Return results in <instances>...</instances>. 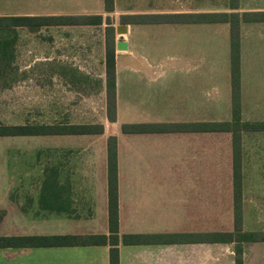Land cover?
<instances>
[{"label": "crops", "instance_id": "obj_1", "mask_svg": "<svg viewBox=\"0 0 264 264\" xmlns=\"http://www.w3.org/2000/svg\"><path fill=\"white\" fill-rule=\"evenodd\" d=\"M149 2L150 0H114L113 10L109 11L106 9L105 0H4V3L10 6V8L6 6L7 11L3 16H0L5 18L69 21L75 18L99 16L103 19V24L98 26H76L68 23L66 25L46 24L35 28H18L14 38L3 42L7 67H18L16 61L19 44L33 42L36 48L34 63L36 84L42 92L44 89L51 88L53 115L69 116L75 109L77 94L83 98L99 94L105 100L107 115V30L113 27L116 32V27L126 25L122 23L125 17L155 15L148 9ZM176 14L198 15V13ZM108 19L111 21L110 25L107 22ZM153 26L155 25L132 24L131 27L128 26V34L125 35V38H120L117 34V38L114 36L116 115L120 116L123 113L121 109L125 97L131 100L133 115H153L155 111L153 112L150 101L155 99L154 93H161L164 106L163 114L185 117L186 120H165L163 123L150 121L126 123L181 125L180 132L124 135L121 133V127L125 125L123 124L118 135L109 136V138H117V236L119 245L116 248L119 264H203V243L196 241L195 243L173 244L171 236L188 234L197 236L203 233L205 178L211 180L214 178L213 172L210 171L206 172L205 176V160L214 162L224 159V161H231L233 164V147L229 135L205 134L202 127L205 123L202 119L205 108V91L213 92L214 98L218 101L221 98L220 94H223L227 101V113L231 118L217 121V123L232 120L230 27L223 25L225 26L226 40L221 49L222 57H219L220 51L215 44H212L205 52L204 24H165L162 30L164 38L162 41L160 40L164 48L161 64L158 60L157 50H155L157 41L153 38L157 29ZM211 26H220V24ZM254 26L264 27V22L242 23L240 27L242 117L244 116L247 90L258 83L260 95L264 94V60L259 58L255 64V67L259 69V80L251 81L253 77L248 75L247 69L245 32L246 29L256 28ZM121 41L127 43L126 51L116 50V44ZM262 43H264V36ZM259 56L261 57L260 54ZM161 66L163 71H156ZM93 69H101L100 74L97 76ZM261 100L263 103L260 108L264 109V96H261ZM260 123H264V120H261ZM47 125L74 124L58 122ZM259 135L264 137V131L259 132ZM206 136H222L224 140L219 138L205 140ZM121 137L123 139H142L150 147L152 144L157 145L161 142L165 148L179 146L182 150L180 163L172 164L165 172L124 173L122 172L123 145ZM52 138L63 141L57 150L56 163L52 165L50 171L42 173L35 200L36 208L32 207L30 203L27 204V207L19 205L16 193L10 194L6 201L7 204L4 206V223H13L14 212L24 213L34 209L37 215L50 218V220L44 219L45 222L34 221L43 223L42 228L48 229V232L26 233V230H23L24 227H20L15 228L14 232L10 230V233H5V235L8 237L104 235L110 238L112 234L109 224L108 141L106 140L104 143L103 163L98 172L75 173L70 168V161L74 155L73 147L76 136H55ZM63 146H67L64 153L61 151ZM241 149V158L244 163L243 140H241ZM130 180L137 182L127 183ZM177 190L182 196L179 211L182 212L183 218L176 228L171 230L170 219H167V223L165 219L170 218L172 195ZM127 192L134 195L135 201L127 199L128 202L125 199ZM155 197H162V203L156 205L154 202L157 198ZM149 212H163L164 215L161 216V218L164 217L163 221H158V216L150 215ZM20 222L22 226L24 219ZM7 227L5 224V231ZM136 235L162 238L158 239V244H124L125 236ZM195 240L197 239L195 238ZM111 248L112 246L108 244L105 246L9 249L6 251L9 253V259L24 255L31 256L34 250L48 249L51 252L44 256L51 257V264H110ZM200 248L201 250L198 251ZM33 263L35 262L33 261Z\"/></svg>", "mask_w": 264, "mask_h": 264}, {"label": "rangeland", "instance_id": "obj_2", "mask_svg": "<svg viewBox=\"0 0 264 264\" xmlns=\"http://www.w3.org/2000/svg\"><path fill=\"white\" fill-rule=\"evenodd\" d=\"M234 3L238 6L237 10L232 9ZM6 6L10 8L9 5L4 3V0H0V16H3L4 12L7 11ZM12 6L14 7V5ZM145 6L147 7V5ZM148 6V9L155 15L176 13H239L242 15L246 12L264 11V0H235V2L233 0H150ZM140 7L142 6L140 5ZM137 21L135 19L123 20L129 27ZM108 22L111 23L110 20ZM223 25L228 26V24L204 26L205 52L212 44H215L220 51L219 57H222L221 49L226 40V31ZM153 27L157 29L153 35V38L157 41L155 50H157L158 60L162 64L164 48L161 41L164 38L162 30L165 26L155 25ZM254 27L256 28L246 29L245 32L247 69L248 75L253 77L251 81H254V79L259 80L260 73L255 64L259 61V58L264 60V43H262L264 27ZM114 36L118 37L115 31ZM2 40L3 35L0 32V125H47L69 122L74 125L101 124L104 126V136H76L73 147L74 155L70 161V168L75 173H94L100 170L105 152L104 143L106 140L108 141L109 136L118 135L123 124L138 121L163 123L165 120H186L185 117L163 114L164 106L161 93H154L155 99L150 101L155 114L145 116L133 115L131 100L125 97L121 109L123 113L117 116V122L114 124L108 120L105 100L99 94L86 98L77 94L76 106L70 115L55 116L52 114L51 88L44 89V92H42L36 84L35 43L25 42L22 45L19 44L16 61L18 67L9 68L4 57ZM94 70L97 76L101 72V69ZM158 70L163 71L162 66L156 71ZM259 87L260 85L256 83L253 88L251 86V88L249 87L250 90H247L242 121L255 123L264 120V109L260 108L263 103L261 96H264V94L260 95ZM214 95L213 92L205 91V108L202 116L205 123L224 121L231 118L227 113V101L224 95L220 94V101L216 100ZM229 137V139H232L231 135ZM241 137L244 142V163L242 162L243 199L241 205L243 231L264 234V137L253 132H244ZM209 138L223 139L222 136H206L205 140ZM61 141L63 140L52 137L0 138V224L3 226L0 235L8 234L10 230L14 232L15 228L20 227H24L23 230H26V233H32L33 231L48 232V229L42 228L43 223H39V221L50 220V218L37 215L34 209L24 213L14 212L13 223H4V206L7 204L6 201L10 194L15 193L19 205L27 207V204L30 203L32 207L35 206L42 173L50 171L52 165L56 163L55 158L58 156L57 150L61 145ZM93 141L95 142L92 143ZM144 142L146 141L139 138L123 139L121 137L123 145L122 172H165L169 170L172 164L177 165L180 163L182 150L179 146L165 148L161 142L157 145L152 144L150 147ZM66 150L67 146L61 147L63 153ZM204 168L205 176L210 171L213 172L214 178L212 180L205 178V193L209 194H205L203 233L232 232L234 230L233 164L231 161H224V159L214 162L206 159ZM129 182L137 181H127V183ZM178 191L172 195L170 218L165 219L166 223L167 219H170L172 223L171 230H174L183 218L182 212L179 211L182 196L179 195ZM155 198H157L154 202L156 205L162 203V197ZM125 199L135 201L131 192L126 193ZM149 213L150 215H157L158 221L164 219V217L161 218L164 215L163 212ZM22 219H24V223L21 226L20 221ZM35 220L39 221L34 222ZM5 224L8 226L6 231ZM236 247V244H204L202 248L203 264H235L237 258ZM200 250L201 248L198 249V251ZM50 252L51 250L48 249L34 250L31 256L24 255L9 259V253L6 250H0V264H51V257L44 256ZM241 258L244 264H264V242L243 245Z\"/></svg>", "mask_w": 264, "mask_h": 264}, {"label": "trees", "instance_id": "obj_3", "mask_svg": "<svg viewBox=\"0 0 264 264\" xmlns=\"http://www.w3.org/2000/svg\"><path fill=\"white\" fill-rule=\"evenodd\" d=\"M114 0H105L106 9L113 10ZM235 2V0H233ZM233 10H237L236 3ZM135 19L132 24H204L217 25L228 24L231 38V86H232V120L221 123H204L202 125L205 134H228L232 136L233 147V176L232 196L234 207V230L232 232L202 233L195 235H172V243L184 244L196 241L203 244H236L235 264H244L241 258L243 245L254 242H264V234L246 233L242 225V158L241 140L242 133H259L264 131V123L242 121L241 115V84H240V27L242 23H263L264 11L239 13H203V14H175L152 15L146 17H125ZM109 20V19H108ZM123 24H127L123 22ZM108 22V21H107ZM76 25L98 26L103 24L102 17L75 18L67 20L53 19L42 20L37 18H5L0 17V32L3 42L16 36L18 28H35L43 25ZM109 25L111 23H108ZM106 47V77H107V118L111 123L116 122V62L114 28L107 30ZM110 35V36H109ZM181 125L170 126L166 124H125L121 127L124 135L139 134H164L168 132H180ZM104 134V126L98 125H0V138L37 137L50 138L55 136H101ZM108 192H109V220L111 236H23L8 237L0 235V250H22L53 247L72 246H112L110 251V264H119L118 250V163H117V138L108 139ZM3 226L0 224V231ZM159 236H125V245L158 244ZM195 238L197 240H195Z\"/></svg>", "mask_w": 264, "mask_h": 264}, {"label": "water", "instance_id": "obj_4", "mask_svg": "<svg viewBox=\"0 0 264 264\" xmlns=\"http://www.w3.org/2000/svg\"><path fill=\"white\" fill-rule=\"evenodd\" d=\"M116 34L121 36V38H123V36L128 34V26L120 25V26L116 27ZM116 50L117 51H126L127 50V43L124 41L117 43L116 44Z\"/></svg>", "mask_w": 264, "mask_h": 264}, {"label": "bare ground", "instance_id": "obj_5", "mask_svg": "<svg viewBox=\"0 0 264 264\" xmlns=\"http://www.w3.org/2000/svg\"><path fill=\"white\" fill-rule=\"evenodd\" d=\"M123 38H125V36H123Z\"/></svg>", "mask_w": 264, "mask_h": 264}]
</instances>
